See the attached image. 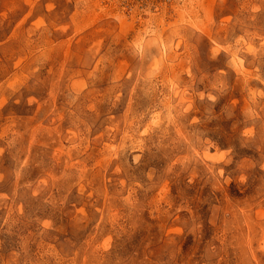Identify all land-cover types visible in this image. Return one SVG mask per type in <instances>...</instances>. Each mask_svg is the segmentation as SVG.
Here are the masks:
<instances>
[{
	"label": "rangeland",
	"instance_id": "1",
	"mask_svg": "<svg viewBox=\"0 0 264 264\" xmlns=\"http://www.w3.org/2000/svg\"><path fill=\"white\" fill-rule=\"evenodd\" d=\"M0 264H264V0H0Z\"/></svg>",
	"mask_w": 264,
	"mask_h": 264
}]
</instances>
